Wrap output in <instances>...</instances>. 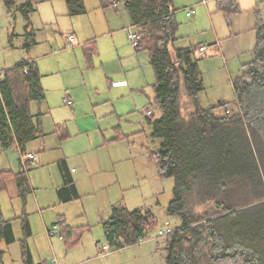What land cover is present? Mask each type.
<instances>
[{"label": "trees", "instance_id": "1", "mask_svg": "<svg viewBox=\"0 0 264 264\" xmlns=\"http://www.w3.org/2000/svg\"><path fill=\"white\" fill-rule=\"evenodd\" d=\"M43 1L54 0H2L9 15H20L26 23V50L36 45L31 15ZM65 1L69 15L87 13L84 0ZM100 1L103 9L124 6L154 73L158 115L150 117L149 125L159 148L150 160L161 179L174 181L168 214L181 219L165 236V263L264 264V23L257 26L253 60L234 81V102L220 101L205 109L200 103L205 85L198 50L176 46L174 1ZM41 79L37 65L28 60L0 73V140L6 147L17 144L23 154L41 134V115L31 114L32 104L45 99ZM60 165L65 185L59 194L70 202L78 198L77 187L65 163ZM7 176L0 174V191ZM28 184L25 171L17 177L24 200ZM55 226L67 247L78 245L86 230L70 226L64 217ZM157 227L150 210H130L122 204L113 206L104 223L107 244L114 250L147 241ZM24 235H31L28 223ZM0 242H16L13 223L4 219L1 207ZM23 249L25 264H34L25 243Z\"/></svg>", "mask_w": 264, "mask_h": 264}, {"label": "crops", "instance_id": "2", "mask_svg": "<svg viewBox=\"0 0 264 264\" xmlns=\"http://www.w3.org/2000/svg\"><path fill=\"white\" fill-rule=\"evenodd\" d=\"M173 1L175 17L179 23V40L176 46L178 48L195 47L198 50L197 56L201 58L199 68L205 85L203 93H206L207 89L212 88L215 92H219L217 96L218 103L220 101L227 102L224 97L225 92H229L231 88L233 90L234 81L242 75L243 66L253 60L257 26L259 22L264 23V0ZM84 3L87 8V13L84 16L88 17L87 15H89L90 11L97 13L95 19L89 20L90 27H83L80 24V34L72 29V31L63 36V41H59L57 45L48 42L42 57L38 55L34 59H27L37 65L42 76L41 84L45 91V99L43 101L46 108L45 112L41 110L43 101L37 103L35 108H33L34 104L31 106L32 115H41V134L36 140H42H40V144L35 145L28 153L40 155L43 167H55V174L52 177L47 176L45 182L37 183L35 189L31 187L28 181V195L36 191L33 197L35 208L39 213V218L36 222H31L28 200L27 198L25 200L22 198L17 185V177L25 172L21 165L19 173L9 169H0V174H6L8 175L7 177L12 178L10 180L12 182L10 184L12 199L18 198L22 201V203H17L16 206L12 205V214H6L2 210L4 219L13 223L14 220L20 218L22 220L21 228L23 233L24 224L28 223L30 236L33 235V229H35L36 224L42 228L43 236L55 237L48 234L51 230L50 228L55 226L61 217H64L66 221L68 220L67 211L64 210L65 214L61 209L67 208L73 202L81 199L79 184L86 177L84 169L90 168L89 161H77L74 163L75 161L68 159L65 152L61 158L46 159L47 154L51 150L58 149V147H54L56 144L63 147L69 141L68 139L73 136V138L78 137L76 143L81 145V138H88L86 140L87 147L80 146L78 152L75 153L80 156L95 150L98 155L95 159H91L93 162L92 167L97 166V168L101 169L104 164H107V166L111 163L115 164V154H112L109 146L129 137L122 131L123 129L119 125L121 122L131 117V114H140V111L145 112L144 119L148 125L150 117H157L156 110H154L155 93L152 86L153 83H149L154 75L150 65L149 54L143 49H139L136 52L132 50L128 34L134 27L129 14L122 12V7L124 6L120 4L117 8L103 9L100 0H84ZM123 9L125 10V8ZM67 12L69 15L68 7ZM78 24L77 26L79 27ZM30 30L34 32L32 22ZM71 36L74 37V43L71 47H67ZM204 47L207 48L205 54L202 53V48ZM41 58L45 61L44 67L41 61L39 62ZM74 73H77V76L81 78L80 83L70 88L69 86L72 85L71 77H74V75L76 77ZM146 84L152 89L148 90ZM49 94H53L54 97L57 94L60 95V103L70 109V111L66 110L68 112L67 117H65L66 112L65 116L61 118L54 114V108L58 106L60 108L61 104H56L52 99V104H50ZM67 101L73 102V105H68ZM200 103L203 106L202 95L200 96ZM84 104H91L92 109L84 112L82 109ZM95 108L103 110L97 112ZM149 108L153 112L151 116L148 115ZM38 109L39 111H37ZM108 117H113L114 120L119 122L113 128L115 136L110 139L106 138L107 129H102L100 126L102 121L109 119ZM45 119L52 121L55 126V129L49 132L56 133L61 127L65 126L64 128L67 130L68 135L64 138L56 139L55 142H48L47 139L49 138H46L47 132L44 128ZM68 122L74 123V132L69 130L71 127L67 125ZM149 128L151 131L150 125ZM90 135L92 139L89 138ZM15 142L17 143V141ZM9 149H17L21 152L17 144L6 147L0 140V153H7ZM24 153H26V148ZM99 153H105V155ZM106 153H110V155ZM89 156L91 155L89 154ZM61 162L65 163L70 178L75 183L78 191V198L70 202H64L59 194V190L65 185ZM116 180L117 176L114 182L119 183ZM38 191L42 192L41 196L37 195ZM0 205H2L1 202ZM114 205H111V210ZM58 207L60 211L55 210ZM105 222L102 223L103 230ZM69 225L75 226L70 222ZM86 226L89 228V223ZM13 227L15 232L14 223ZM105 240L107 242L106 237ZM61 241L63 240L61 239ZM99 244V241L95 242V248L99 254L105 255L106 253L103 252L105 246L101 247ZM95 258L98 257L96 256ZM32 260L34 264H48V262L36 263L33 255ZM90 260L87 259L82 261V263ZM23 263H26L24 256Z\"/></svg>", "mask_w": 264, "mask_h": 264}, {"label": "rangeland", "instance_id": "3", "mask_svg": "<svg viewBox=\"0 0 264 264\" xmlns=\"http://www.w3.org/2000/svg\"><path fill=\"white\" fill-rule=\"evenodd\" d=\"M122 7V12L127 14ZM96 14L90 11L86 16H69L65 0L43 1L36 6V11L31 15V22L34 29L35 40L37 42L32 48L26 50L25 45L27 41V31L25 29L24 20L20 15L17 18L9 15L6 8L0 0V72L6 70L14 65H18L23 60L29 58L34 59L36 56L42 57L44 50L47 48V43L52 42L55 45L59 41H63V36L74 29L80 34V24L83 27H90L89 20L96 18ZM79 23V24H78ZM79 25V27L77 26ZM60 47V46H59ZM58 48V47H57ZM72 50V49H68ZM136 52L135 49H132ZM43 67L44 59H40ZM74 75L71 77L69 87L76 86L80 83V77ZM56 78V77H55ZM154 82V75L149 83ZM86 84V83H85ZM152 85V84H151ZM79 87V86H78ZM148 90L152 87L146 84ZM77 89V87H75ZM219 92H215L212 88L206 90V93H201L202 103L205 109L213 105H217V96ZM55 95V93H54ZM49 94V103L52 104L51 99L56 104H61V107L54 108V114L58 117H64L66 110L70 109L64 104L60 103V95L54 97ZM200 95V96H201ZM54 97V98H53ZM227 102H234V93L232 88L224 95ZM184 102V100H182ZM44 102V101H43ZM41 103V110L46 111L45 102ZM34 104V105H33ZM33 108L37 103H33ZM84 112L92 109L91 104H84L82 106ZM97 112L103 109L95 108ZM155 110V109H154ZM39 111V109L37 110ZM36 111V112H37ZM140 114H131L124 122L119 124L113 117L102 121L100 126L102 129H107L106 138L110 139L115 136L113 130L118 124L121 125L122 131L129 135L126 140L111 144L109 148L114 153L115 164L111 163L99 169L92 167L93 162L98 153L95 150L77 156L78 148L87 147L86 140L88 138H81V145L76 143L78 137L73 136L69 138L65 145L59 146L56 150H51L47 154L48 160L57 159L64 156V152L70 161H89V169H84L86 177L79 184V191L81 199L73 202L64 210L67 211V218L76 228H84L85 232L82 234L80 242L74 247H67L65 242L61 241L58 235L55 237L43 236L41 227L35 224L33 235L25 238L21 228L22 220L20 218L13 221L15 225L16 242L12 245H6L0 242V264H24V243L31 250L34 261L36 263L48 262V264H166V238L159 234V230H172L181 224V219L178 216H170L168 208L174 199V181L172 179H161L158 176L157 166L151 163L150 154L159 148L158 140H153L148 123L144 119V111ZM158 115V111H155ZM68 112H66L67 117ZM44 118V117H43ZM129 121V122H126ZM74 130V123L68 124ZM65 127V126H64ZM61 127L56 133H52L55 129L52 121L44 120V128L48 142H55L56 139L64 138L68 135L67 130ZM73 135V133H72ZM92 139V136L89 137ZM102 139V138H101ZM40 140H34L26 145V153L31 151L33 147L40 144ZM38 141V142H37ZM102 141V140H101ZM31 153V152H30ZM34 153V152H32ZM35 154V153H34ZM105 155V153H99ZM110 155V153H106ZM37 160L33 163H27L24 168L25 154L19 152L17 149H9L7 153H0V169H9L19 173L21 168L26 171L28 181L33 189L37 183L46 181L47 176L52 177L55 174V167L49 166L47 168L41 165L40 155L35 154ZM100 156V155H99ZM101 158V156H100ZM77 169V167H76ZM117 176L119 183L114 182ZM11 177L3 178L4 188L0 191V202L2 210L6 214H12V205L22 203L21 199H12V191L10 184ZM99 180V181H96ZM50 182V181H49ZM9 188V189H8ZM34 193L27 195L28 210L31 213V222H36L39 218V213L35 208L33 201ZM45 192V191H44ZM42 192L38 191L37 195L41 196ZM50 195V194H49ZM122 204L130 210L148 209L157 218L158 227L151 231L147 241L139 244L125 247L121 250L110 249L108 255L99 254L95 248V242L99 241L100 246H108L105 240V234L102 223L107 221L111 214V205ZM55 210L60 211L59 207ZM6 216V215H5ZM9 217V216H8ZM67 220V221H68ZM69 222H67L69 224ZM168 222L167 224H165ZM90 225L88 228L86 225ZM84 225V226H81ZM53 227V226H52ZM51 227V228H52ZM50 228V229H51ZM49 234V233H48ZM98 258H95V257ZM87 259H91L86 263H82ZM56 261V262H55Z\"/></svg>", "mask_w": 264, "mask_h": 264}, {"label": "built area", "instance_id": "4", "mask_svg": "<svg viewBox=\"0 0 264 264\" xmlns=\"http://www.w3.org/2000/svg\"><path fill=\"white\" fill-rule=\"evenodd\" d=\"M128 39H129V41L131 43L132 48L135 49L136 51H138L139 50V45H140V42H141V36L137 33V31H135L134 29L131 30L129 32V34H128ZM73 43H74V37L71 36L69 38V43L67 44V47H71L73 45ZM205 52H206V48L204 47V48H202V53H205ZM67 104L68 105H73V102L67 101ZM152 114H153L152 111L148 112L149 116H151ZM36 160H37V158H36V156L34 154L26 153L25 154L24 164H23L24 168L27 166V163H28L27 161H32V163H33V162H36ZM169 232H170V230H165V231L161 230L159 232V234L161 236H166V235H168ZM49 235H58L62 239V236L60 235L59 229H58L57 226H53L51 228V230L49 231ZM141 242H143V240ZM103 252H105L106 254H109L110 253V247L109 246H105Z\"/></svg>", "mask_w": 264, "mask_h": 264}]
</instances>
